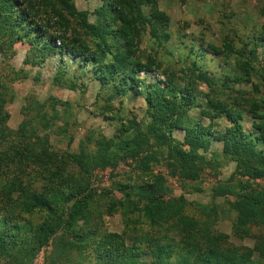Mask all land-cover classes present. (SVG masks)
<instances>
[{
	"label": "trees",
	"instance_id": "1",
	"mask_svg": "<svg viewBox=\"0 0 264 264\" xmlns=\"http://www.w3.org/2000/svg\"><path fill=\"white\" fill-rule=\"evenodd\" d=\"M99 1L96 22L90 23L88 13L77 11L71 0H0V261L29 264L60 234L53 249L68 264H264V186L253 183L264 177V156L257 147L264 142V98L260 104L246 102L247 108L207 99L201 113L228 123L215 133L211 123L191 124L187 119L184 124L180 121L186 120L184 104L193 103L189 89L177 88L172 81L166 88L139 87L140 73L160 69L151 58L141 62L134 57L142 32L148 29L152 38L169 40L157 0ZM42 11L46 21L40 20ZM259 14L264 17V6ZM71 21L75 29L69 34ZM19 42L27 43L39 62L67 52L84 66H93L101 87L112 86L116 96L131 92L143 96L141 118H118L110 138L89 130L77 154H59L47 139L37 136L35 105L41 109L44 104L33 99L23 109L22 122L11 130L5 106L14 99L13 83L24 74L9 60ZM110 42L119 53L110 52ZM240 58L241 75L233 80L225 75L223 84L250 83L251 61ZM197 73L207 85L214 81L209 82L202 71ZM64 74L55 76V84L74 90L76 82ZM245 113L252 118L250 132L242 125ZM51 120L46 119L43 128ZM175 129L183 131L182 140L173 138ZM213 140L222 142V152H209ZM220 159L233 163L234 171L229 183L213 190V197L234 198L229 203L237 213L233 233L251 238L252 247L236 246L226 236L216 238L208 219L184 213V196L167 197L171 191L163 192V178L149 174L152 164L163 162L171 177L194 182L206 169L216 172ZM127 160L134 161L145 178L149 175V182L117 186L121 199L91 190L95 170L114 169ZM193 192L200 189L188 193ZM99 199L109 201L107 207L100 206ZM200 208L209 214L206 207ZM117 211L122 232L100 231L103 214Z\"/></svg>",
	"mask_w": 264,
	"mask_h": 264
},
{
	"label": "rangeland",
	"instance_id": "2",
	"mask_svg": "<svg viewBox=\"0 0 264 264\" xmlns=\"http://www.w3.org/2000/svg\"><path fill=\"white\" fill-rule=\"evenodd\" d=\"M71 1L77 11L88 13L90 23L96 22L95 10L101 5L99 0ZM157 6L166 17L162 30L169 35V40L152 38L148 29L142 32L134 57L141 62L151 58L160 65V69L155 67L151 72L139 74L141 90L150 84L166 88L171 81L177 88L189 89L193 95V103L189 106L184 104L186 120L180 121L186 124L188 119L191 124L199 122L204 126L211 123L214 133L228 123L222 118L210 119L209 113L208 116L201 113L206 110L207 99L229 106L238 104L241 108H247L246 102L260 104L264 98V17L259 11L264 6V0H157ZM43 14L42 11L40 20L46 21ZM70 24L69 34L75 29L74 22L71 21ZM80 36L89 43L92 42L89 37L82 34ZM110 45L111 53L120 52L111 42ZM240 57H247L251 61L250 83L236 84L227 81V84H223L221 81L226 80L225 75L231 80L241 75L237 65ZM36 60L38 58L27 43L15 44V55L9 62L24 75L13 83L14 99L5 106L9 115L7 126L11 130L17 129L22 122L23 109L33 99L44 104L41 109L35 105L37 136L47 139L50 147L59 154H77L79 142L89 130L95 131L96 135L102 134L110 138L118 118L124 121L133 117L137 120L141 118V109L145 106L144 97L133 96V92L122 97L112 94V86L101 87L93 66H84L78 58L67 52L55 53L41 62ZM197 71L204 72L209 82L214 81L207 85L198 77ZM59 72L65 73L63 78L76 82L74 90L55 84L54 78ZM253 84L258 86L259 91L253 90ZM42 115L46 117L43 119ZM46 119H53L47 129L43 128ZM251 122L252 118L245 113L242 125L246 132L251 131ZM183 135L181 129H175L172 134L179 141ZM257 147L264 156L262 140L257 143ZM222 150V142L213 140L209 152L220 153ZM233 171V163L220 159L216 172L206 169L201 178L194 182L182 183L171 177L163 162L152 164L149 174L150 178L151 175L163 178V192L171 191L167 197L184 196V213L196 219H208L216 238L222 239L226 236L236 246L252 247L251 238H243L233 233L232 227L237 213L231 209L229 203L234 198L213 197V190L219 184L230 182ZM148 176L145 178L141 175L135 162L127 160L120 162L114 169L95 170L90 178V188L97 194L107 192L108 198L121 199L123 193L117 186L149 182ZM237 178L240 177L235 176ZM253 183L255 186H264V177L253 180ZM195 187L200 192L188 193ZM100 201V206L107 207L109 201ZM201 206L207 208L208 215L203 214ZM98 227L100 231L120 234L123 230L121 213H104L102 224ZM60 236H54L46 246L41 247L29 264H68L58 257L55 246L53 249ZM0 264L4 263L0 261Z\"/></svg>",
	"mask_w": 264,
	"mask_h": 264
}]
</instances>
